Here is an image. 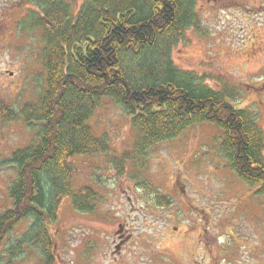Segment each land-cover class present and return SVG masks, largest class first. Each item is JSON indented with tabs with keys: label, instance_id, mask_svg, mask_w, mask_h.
<instances>
[{
	"label": "rangeland",
	"instance_id": "374dc122",
	"mask_svg": "<svg viewBox=\"0 0 264 264\" xmlns=\"http://www.w3.org/2000/svg\"><path fill=\"white\" fill-rule=\"evenodd\" d=\"M66 1L76 14L85 4ZM195 2L198 22L172 59L250 116L264 143V0ZM34 13L40 11L29 0H0V102L16 110L46 87L42 32L24 31ZM131 119L104 99L90 120L111 152L72 160L74 189H92L95 208L77 212L62 199L51 232L53 264H264V193L230 169L218 129L196 126L136 156ZM36 136L23 122L0 125V215L11 209L8 190L17 176L9 159ZM32 226L24 221L6 237L0 264H45L37 246L17 247Z\"/></svg>",
	"mask_w": 264,
	"mask_h": 264
},
{
	"label": "trees",
	"instance_id": "16d2710c",
	"mask_svg": "<svg viewBox=\"0 0 264 264\" xmlns=\"http://www.w3.org/2000/svg\"><path fill=\"white\" fill-rule=\"evenodd\" d=\"M29 2L40 13L28 17L24 31L42 32L47 80L37 100L20 110L0 102V125L23 122L37 131L36 141L9 159L17 176L8 190L11 209L0 215V246L18 225L31 221L18 249L35 245L45 264H53L51 232L62 199L70 198L77 212L94 211L95 192L74 189L72 160L111 152L107 139L90 126L104 99L131 116L136 156L212 124L230 169L264 193L262 130L172 59L174 46L198 22L195 0H84L77 14L66 0Z\"/></svg>",
	"mask_w": 264,
	"mask_h": 264
},
{
	"label": "flooded vegetation",
	"instance_id": "af4514ba",
	"mask_svg": "<svg viewBox=\"0 0 264 264\" xmlns=\"http://www.w3.org/2000/svg\"><path fill=\"white\" fill-rule=\"evenodd\" d=\"M1 20H2V18H0V25H1V23H2Z\"/></svg>",
	"mask_w": 264,
	"mask_h": 264
}]
</instances>
